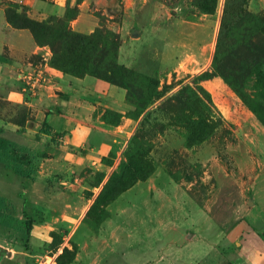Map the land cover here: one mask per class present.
I'll use <instances>...</instances> for the list:
<instances>
[{
  "label": "rangeland",
  "instance_id": "rangeland-1",
  "mask_svg": "<svg viewBox=\"0 0 264 264\" xmlns=\"http://www.w3.org/2000/svg\"><path fill=\"white\" fill-rule=\"evenodd\" d=\"M151 1L208 28L210 55L199 66L209 58L206 70L214 66L219 76L200 91L201 72H191L188 58L174 73L147 59V33L125 46L129 139L75 175L74 194L84 205L65 233L26 240L15 230L23 217L0 230L1 260L13 255L8 264H247L238 243L249 235L264 240L263 179L251 187L262 196L254 208L245 195L264 162V0H208L211 14H201L194 0ZM82 45L61 41L58 62L80 64ZM187 85L195 97L185 101V129L170 120L168 102ZM250 250L254 259L255 243Z\"/></svg>",
  "mask_w": 264,
  "mask_h": 264
},
{
  "label": "crops",
  "instance_id": "crops-1",
  "mask_svg": "<svg viewBox=\"0 0 264 264\" xmlns=\"http://www.w3.org/2000/svg\"><path fill=\"white\" fill-rule=\"evenodd\" d=\"M0 1L26 6L28 17L34 20L62 18L68 8H76L78 13L70 21L72 31L89 35L104 27L117 34L120 38L117 61L127 68L129 60L124 47L141 42L146 33L147 59L172 73L182 70L187 58L194 63H190L192 73L202 72L210 64L208 58L207 65L199 66L205 55H210L208 28L203 23L189 22L177 10L151 0ZM121 54L128 63H121ZM32 56L40 61L31 62ZM50 57L49 49L38 46L28 30L15 29L7 22L5 9L0 6V138L25 149L36 170L34 180H28L0 164V196L11 203L12 216L17 221L20 222L24 212L29 216L33 241L35 237L45 240L51 233H65L64 228L76 222L84 202L74 194L75 175L96 166L101 157L114 149L121 150L134 129L133 121L126 117L116 127L102 120L106 111L124 115L129 110L124 89L90 76L63 74L49 66ZM29 69L43 74V81L36 88L29 87L23 79ZM252 175L245 195L254 208L262 196L255 197L251 187L259 179L264 183V162ZM13 179L20 190L17 184H12ZM60 186H65L63 190L71 189L61 191ZM253 243L258 248L254 259L250 250ZM238 246L247 264H264L262 238L249 235ZM8 253L10 256L2 260L0 257V264L13 262V255ZM16 258L25 262L24 253L19 250ZM15 264L21 261L16 260Z\"/></svg>",
  "mask_w": 264,
  "mask_h": 264
},
{
  "label": "trees",
  "instance_id": "trees-1",
  "mask_svg": "<svg viewBox=\"0 0 264 264\" xmlns=\"http://www.w3.org/2000/svg\"><path fill=\"white\" fill-rule=\"evenodd\" d=\"M193 2V5L199 9L201 14H211V10L207 9L208 0H194ZM210 2L215 3L216 0H210ZM3 5L5 6L6 20L13 28L28 30L38 46L49 49L51 57L48 64L50 67L63 74L78 78L90 76L126 91V104L129 106V110L124 115L106 111L102 116L104 122L116 127L121 123L123 117L128 118L126 114L131 107L127 100L129 91L124 80L129 74V70L127 67L118 64L120 38L117 34L104 27L96 29L89 35L72 31L70 21L78 13L76 8H68L62 18L51 16L45 20L34 21L28 17V8L26 6L0 1V6ZM67 37L73 40H80L83 43L81 53L84 55V60L77 66L69 67L57 60L58 44L61 41H66ZM37 58V56H32L31 62H34ZM212 70H214V66L212 69L205 70L196 76L198 82L195 83V87L197 90L203 91L204 88L201 83L211 81L219 76L214 74ZM193 97H195V92L187 85L180 91V95H176L169 100L168 109L173 114L170 120L174 124L185 129L188 128V118L185 116V111L190 112V108L186 109L187 104L185 101ZM111 119L112 121H110ZM204 119L205 121L210 120L209 118ZM132 140H130V144L136 145ZM0 164L18 177L34 180L36 170L31 165L29 153L25 149L2 138H0ZM12 210L13 207L8 199L0 196V230L15 228L16 223L19 222L12 216ZM23 219V227L15 230L27 240L30 237L32 221L26 212L23 213ZM23 246L26 249V243Z\"/></svg>",
  "mask_w": 264,
  "mask_h": 264
},
{
  "label": "built area",
  "instance_id": "built-area-1",
  "mask_svg": "<svg viewBox=\"0 0 264 264\" xmlns=\"http://www.w3.org/2000/svg\"><path fill=\"white\" fill-rule=\"evenodd\" d=\"M23 79L31 88H36L43 81V74L40 70L29 69L23 74Z\"/></svg>",
  "mask_w": 264,
  "mask_h": 264
},
{
  "label": "water",
  "instance_id": "water-1",
  "mask_svg": "<svg viewBox=\"0 0 264 264\" xmlns=\"http://www.w3.org/2000/svg\"><path fill=\"white\" fill-rule=\"evenodd\" d=\"M6 255H7V256H10L8 252L6 253Z\"/></svg>",
  "mask_w": 264,
  "mask_h": 264
}]
</instances>
